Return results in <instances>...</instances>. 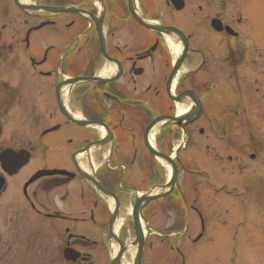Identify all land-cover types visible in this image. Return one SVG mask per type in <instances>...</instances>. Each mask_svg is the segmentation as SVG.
I'll return each mask as SVG.
<instances>
[{
	"label": "flooded vegetation",
	"instance_id": "flooded-vegetation-1",
	"mask_svg": "<svg viewBox=\"0 0 264 264\" xmlns=\"http://www.w3.org/2000/svg\"><path fill=\"white\" fill-rule=\"evenodd\" d=\"M248 23L231 0H0L4 211L30 209L65 263H128L138 219L142 264H186L198 177L216 185L187 155L202 160L221 125L264 122V43Z\"/></svg>",
	"mask_w": 264,
	"mask_h": 264
},
{
	"label": "rangeland",
	"instance_id": "rangeland-1",
	"mask_svg": "<svg viewBox=\"0 0 264 264\" xmlns=\"http://www.w3.org/2000/svg\"><path fill=\"white\" fill-rule=\"evenodd\" d=\"M231 2L249 20L243 26L244 34L254 41L264 43V0ZM220 94L225 96V100H229V92ZM223 104H220V108ZM256 122L246 125L247 123L236 120L233 124L221 125V131L227 132L226 135L222 134L225 138L218 140L208 132L203 139L202 160L192 152L187 155L188 158L192 156L196 159L197 163L193 165H199L205 173L210 174L211 180L219 184V189L227 184L228 189L239 188L237 191H240V195L227 194L222 189L215 194V189L210 187L206 179L200 180L198 177L205 230L193 251L187 253L186 264H264V209L262 204L255 203L258 196L256 190L264 185V148L262 153L257 154L255 148L249 147L251 139L264 144V122ZM229 135L231 141L228 140ZM216 147L220 150V155L225 157V161L219 166L215 162ZM228 155L233 156L234 161H226ZM250 155L255 156L250 158ZM34 163L33 161L27 169ZM189 176L190 172H187L186 176L181 177L185 184ZM246 184L250 188L249 198L243 195ZM10 192L15 194L16 188L12 187ZM2 206L0 204V264H88L65 263L62 256L52 250V244L59 238L43 237L41 240L37 220L30 214V209L24 215L11 207L4 211ZM188 222L193 238H196L200 232L201 220L191 218ZM181 240L184 246L186 237L183 236ZM41 242L44 247L40 245Z\"/></svg>",
	"mask_w": 264,
	"mask_h": 264
},
{
	"label": "water",
	"instance_id": "water-1",
	"mask_svg": "<svg viewBox=\"0 0 264 264\" xmlns=\"http://www.w3.org/2000/svg\"><path fill=\"white\" fill-rule=\"evenodd\" d=\"M173 182V181H172ZM172 182L168 184V186L172 185ZM166 192L161 193L162 195H164ZM137 223V232H136V241L135 244L138 246V251L136 253L135 256V261L134 264H141V252L145 243V235L143 233V230L141 229V226ZM76 258V257H74ZM116 262V261H115ZM114 261L112 262V264L115 263Z\"/></svg>",
	"mask_w": 264,
	"mask_h": 264
},
{
	"label": "bare ground",
	"instance_id": "bare-ground-1",
	"mask_svg": "<svg viewBox=\"0 0 264 264\" xmlns=\"http://www.w3.org/2000/svg\"><path fill=\"white\" fill-rule=\"evenodd\" d=\"M184 109V108H183ZM126 264H130L129 262L128 263H126Z\"/></svg>",
	"mask_w": 264,
	"mask_h": 264
}]
</instances>
